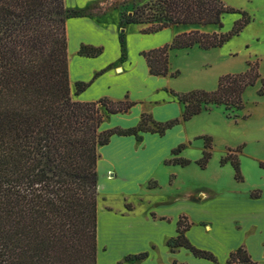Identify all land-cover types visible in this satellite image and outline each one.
Masks as SVG:
<instances>
[{"label": "trees", "instance_id": "16d2710c", "mask_svg": "<svg viewBox=\"0 0 264 264\" xmlns=\"http://www.w3.org/2000/svg\"><path fill=\"white\" fill-rule=\"evenodd\" d=\"M129 5L130 10L121 12V24L142 26L143 34L179 26H215L219 30L183 32L161 47L142 52L153 76H179V71L170 72L171 51L195 46L221 48L252 22L247 12L223 0H150L140 4L131 0ZM228 14H240L241 18L225 33L221 30ZM68 16L83 14L66 9L65 0H0V264H69L71 250L79 252L82 242L85 257L96 264L99 148L108 145L113 136H163L213 107H223L231 117L245 108L243 95L258 81L262 84L259 95H264L259 63L248 62L246 71L222 75L214 91L172 92L184 105L181 118L159 123L143 114L136 127L102 131L107 116L126 114L136 103L128 97L90 102L74 98L89 83L78 82L73 93ZM120 40L124 42L123 34ZM101 53V48L90 46L80 50V55L90 58ZM201 138L205 141L203 156L195 163L205 170L212 158L213 140ZM184 148L180 145L173 150L166 165H191L192 160L180 156ZM241 153L242 147L229 149L220 160L221 166L230 163L238 182L244 181ZM148 187L157 184L151 182ZM249 195L259 198L261 191ZM191 226L188 218L181 216L177 236L168 241L169 247L172 251L185 248L197 258L218 263L212 252L192 245L186 236ZM147 257L148 253H141L128 259ZM227 264L260 263L241 246L231 253Z\"/></svg>", "mask_w": 264, "mask_h": 264}, {"label": "crops", "instance_id": "0c3cea01", "mask_svg": "<svg viewBox=\"0 0 264 264\" xmlns=\"http://www.w3.org/2000/svg\"><path fill=\"white\" fill-rule=\"evenodd\" d=\"M100 1L65 0V4L68 9H84ZM195 29L209 33L218 31L217 27L212 29V26H179L154 34H143L142 26H122L121 12L114 4L99 17L68 19L69 74L73 93L76 92L78 82L89 83L86 90L76 95L77 100L90 102L109 98L119 101L128 97L136 103L128 113L112 115L102 124V131L115 127H136L143 114L151 116L159 123L181 118L184 105L172 92H186L194 88L215 90L221 74L215 77L213 83L197 84L198 81H194L183 90L174 86L171 76L151 75L142 55L144 51L171 42L177 34ZM122 34L123 43L120 40ZM83 46L101 48L102 53L96 58L80 55ZM213 50H202L197 46L171 51L170 72L173 73L179 68L174 67L172 55L183 57L185 66H189L195 74L200 68L207 66L206 61L202 60L208 53H214L208 52ZM195 58L201 61L196 62ZM187 122H181L163 136L152 133H142L140 139L135 136H113L108 145L100 147L97 170L102 195L131 196L143 189H157L160 185L155 178L161 168L172 169L169 171L170 185L175 186L178 179L175 168L181 166L166 165L165 162L173 157V150L193 140L195 135L190 137L185 132ZM182 154L183 151L180 156ZM151 182H155L157 187L145 188ZM190 194L191 192H176L164 205H150L142 210H137L135 206L126 207L123 203L114 209H108L105 205L99 206L98 264H128L129 257L141 253H148V257L134 260L132 264H227L231 253L241 246L254 261L264 263L262 193L259 198L228 192L213 193V197L201 199V196L194 201ZM181 216H186L192 225L186 233L192 245L212 252L218 263L197 258L185 248L172 251L168 241L177 236Z\"/></svg>", "mask_w": 264, "mask_h": 264}, {"label": "rangeland", "instance_id": "374dc122", "mask_svg": "<svg viewBox=\"0 0 264 264\" xmlns=\"http://www.w3.org/2000/svg\"><path fill=\"white\" fill-rule=\"evenodd\" d=\"M147 1L150 0H137V3ZM223 1L230 7L247 12L252 17V22L223 47L208 51L214 53H208L209 55H206L202 60L206 61L207 66L200 68L195 74L189 66H185L183 57L172 55L173 65L174 67L179 66L177 71L180 72L177 78L171 79L176 88L184 90L194 81H198L197 84L202 82L210 84V82L213 83L218 74L222 76L229 73L244 72L248 69V62H258L260 74L264 77V0ZM130 2L131 0H101L99 3H105V5H98L99 3H97L84 9H68L65 4V7L69 11L82 13V17H99L105 14L106 10H110L113 4L119 6L120 12L128 11L131 9ZM70 18L73 17L68 16L66 19V34L67 21ZM240 18V14L225 15L224 26L221 31L229 32L234 22ZM214 28L215 26H212V29ZM195 59L196 62L201 61L199 58ZM218 81L219 78L215 90ZM261 87V81H258L254 86L247 88L243 95L245 108L242 111L232 113L231 117L227 116L223 107H213L185 123L186 134L190 137L195 136L189 144L185 143L181 156L192 160V164L185 168H175L178 175L175 186L170 185L169 171L172 170L171 168H161L157 171V178L155 179L160 185L157 189H143L139 193L131 194V196L123 194L103 196L98 183V209L102 205L108 209H114L120 203L131 208L135 206L137 210H142L150 205L160 207L176 192L182 194L191 192L190 197L192 199H198L201 196V199L209 198L213 197V193L227 192L248 197L250 192L254 190L261 191L264 196V95H259ZM198 89L206 90L205 88H194L190 91ZM74 98L77 100L76 96ZM111 116H107L104 122H107ZM244 116L247 118L244 119ZM148 120L150 119L148 118ZM149 125L152 124L149 122ZM203 136H209L213 140L212 158L205 170L195 163L203 156L205 146V141L201 138ZM238 147H242L239 159L244 177L243 182L236 181L234 169L229 163L225 166L220 165V160L227 155L228 150ZM102 175L101 170V178ZM145 188H148V184ZM80 247L82 251L71 250L69 264H90L84 253L86 250L85 242H82ZM99 251L97 243L96 264H98ZM132 261L134 259H129L128 264H132Z\"/></svg>", "mask_w": 264, "mask_h": 264}]
</instances>
